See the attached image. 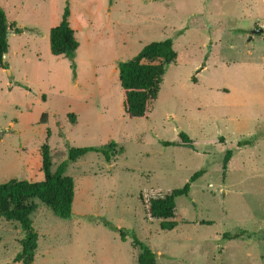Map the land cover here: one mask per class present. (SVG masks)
I'll return each instance as SVG.
<instances>
[{"label": "rangeland", "instance_id": "1", "mask_svg": "<svg viewBox=\"0 0 264 264\" xmlns=\"http://www.w3.org/2000/svg\"><path fill=\"white\" fill-rule=\"evenodd\" d=\"M66 5L79 44L74 71L49 48ZM0 7L11 26L0 69V183L42 181L44 143L51 172L71 148L115 143L110 162L88 152L68 164L69 219L38 204L32 264H137L132 236L155 253V264H264V40L247 42L264 19L260 0H0ZM166 39L176 62L147 117L130 120L117 65ZM181 132L192 148L164 145ZM246 140L253 146L236 148ZM227 150L234 153L224 171ZM199 171L188 196L176 199L177 226L161 230L147 202ZM239 231L250 238H222ZM22 238L17 223L0 218V264H21L14 258Z\"/></svg>", "mask_w": 264, "mask_h": 264}, {"label": "trees", "instance_id": "2", "mask_svg": "<svg viewBox=\"0 0 264 264\" xmlns=\"http://www.w3.org/2000/svg\"><path fill=\"white\" fill-rule=\"evenodd\" d=\"M69 8L66 5L59 24L49 31V48L53 56L64 57L71 61V69L75 70L73 62L78 42L75 31L69 23ZM11 26L6 20L4 10L0 7V69L6 68L3 55L8 52V34ZM18 33V30H15ZM177 54L173 49L170 39L155 41L146 44L132 58L120 62L117 65L118 81L123 96V112L130 120L145 119L148 115L150 105L158 97L160 85L163 81L168 66L175 64ZM46 114H42L41 123L45 122ZM74 122L72 116H69ZM179 142L164 143L165 146L177 145L192 148V140L185 133H179ZM251 140L238 142L237 147L252 146ZM115 143L110 141L104 147H82L71 148L68 151L67 161L58 165L51 172V160L49 146L44 143L40 147L41 172L43 180L30 182L26 180L10 179L0 183V218L7 222L17 223L23 232L20 241V249L15 255V262L21 264H32L34 253L37 248V233L32 227V216L41 203L47 207L54 216L60 219H69L72 214L74 200V181L66 176L65 172L69 163L75 162L88 152L100 153L106 162H110L114 156ZM234 151L227 150L223 158V170L226 171L227 164ZM204 171L194 173L185 185L169 193L151 198L146 204L147 216L159 221V227L163 231H171L177 226L176 199L186 197L189 194L191 184L201 177ZM119 232L121 240L126 238V232L122 229L112 228ZM245 231L236 233H224V240H240ZM250 238V235L247 234ZM132 242L137 247V264H155V253L144 243L132 236Z\"/></svg>", "mask_w": 264, "mask_h": 264}, {"label": "crops", "instance_id": "3", "mask_svg": "<svg viewBox=\"0 0 264 264\" xmlns=\"http://www.w3.org/2000/svg\"><path fill=\"white\" fill-rule=\"evenodd\" d=\"M260 3H261V7H262V9H263V12H264V0H260ZM246 6H247V8L249 9V10H251L252 11V4H245ZM254 30H262L261 32H259V33H256V34H254V33H252V31H254ZM247 35H249V37L247 38V42H253V41H255V39H259V40H261V41H263L264 39V37H263V35H264V19H262L261 21H254V24H253V28H252V30L251 31H249L248 33H247ZM10 36V35H9ZM251 37V38H250ZM250 38V39H249ZM252 48H253V46H252ZM247 55L250 57V56H253V51L251 50L249 53H247ZM249 67H251V68H255V66L254 65H249ZM253 146V145H252ZM236 148L238 149V147H237V144H236Z\"/></svg>", "mask_w": 264, "mask_h": 264}, {"label": "water", "instance_id": "4", "mask_svg": "<svg viewBox=\"0 0 264 264\" xmlns=\"http://www.w3.org/2000/svg\"><path fill=\"white\" fill-rule=\"evenodd\" d=\"M262 30H254V31H252V33H254V34H256V33H259V32H261ZM251 38V37H250ZM249 38V39H250ZM3 59L5 60L6 59V54H4L3 55Z\"/></svg>", "mask_w": 264, "mask_h": 264}]
</instances>
